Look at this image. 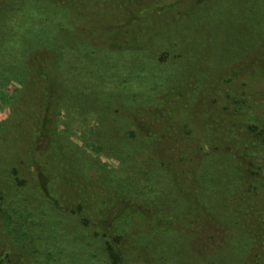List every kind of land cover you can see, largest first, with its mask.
Masks as SVG:
<instances>
[{
	"label": "rangeland",
	"instance_id": "obj_1",
	"mask_svg": "<svg viewBox=\"0 0 264 264\" xmlns=\"http://www.w3.org/2000/svg\"><path fill=\"white\" fill-rule=\"evenodd\" d=\"M50 1L47 6L43 0H0V145H4L7 151L9 148L14 150L13 156L5 154L0 157V191L7 199L6 209L16 219L17 227L19 228L20 223L28 221V231L30 223L33 224L28 231V239L20 244L16 233H13V236L17 240L7 238L4 224L6 220L0 214V264H109L105 251L107 238H104L108 226L107 222L102 220L103 210L99 201V198L105 195L102 193L105 189L99 184L95 185L92 179H87L84 175L87 182L80 172L73 170L65 173L66 177L68 176L67 181H71L68 187L71 190H56V173L65 171L64 165H61L65 159L59 158L57 163H52L49 156L43 153L49 146L47 138L37 142L36 148L41 153L36 156L42 165L52 167L53 173H47L48 178L46 176L45 180H42L39 169L29 160L27 148H30V135L25 133L22 127L24 115L35 117L36 107L33 109V102L37 99L39 102L43 98V104L46 103L50 109L47 112L50 119L48 118L46 127L49 130H57V140L68 147L71 158H80L78 169L87 175L84 167H99L102 173L111 174L114 179L110 182L113 186L111 194L120 193L117 189H121V192L127 194L135 192L136 196L138 191H144L150 196L154 194L150 191L154 188L159 193L158 196L155 195L159 203L165 202L169 209L176 210L181 207V202L173 191L172 180L168 179L171 178V173L175 175V172L170 167L166 168V164L160 167L161 162L176 161L172 160L174 156L171 146L167 143L168 137L161 143L150 145V158L158 160L155 170L144 173L139 166L122 165L119 157L126 155L122 153H130L129 155L133 156V150H141L142 142L139 138L126 139V134L131 132L129 129L133 130L138 126L131 120L123 126L119 120L120 115L130 113L128 119L139 118V121H135L139 124L142 117H152L149 113L158 104L157 101H164L172 107L170 111L166 110L162 117L163 126H156L159 132H168L170 125H175L179 119L188 116L201 133V128L212 124L213 116L209 121L211 114L207 113L205 107L208 106L210 111L216 112L214 114H222L219 122L222 121L226 125L229 123L230 129L226 126L225 131H221L218 137L220 140L225 134L226 141L236 137L237 127L257 123L264 126V94L258 93L255 87L264 82V74L262 76V73L258 72L256 77L251 76L255 68L258 71V66L262 62L264 64V57L258 56L259 51L261 52L259 44L264 43V0H187V4L185 0H154V4L149 0H141L142 8L135 16L130 12H122L123 8L117 9L114 6V2L122 5L126 0H87L86 3L85 0ZM79 3H84L83 12H76L73 16L74 22L69 19L73 22L71 24L60 14V10L52 6L69 4L78 7ZM180 7L185 9L184 15L180 14ZM172 14L173 18H170ZM157 16L169 18L164 23L166 26H156L154 17ZM170 19H174L178 25V28H171L174 40L162 42L158 27L169 30ZM153 20L155 27L147 31L146 23ZM70 27L72 30H84L82 38H85L88 44L92 43L93 47L106 43L105 46H113L112 49L117 53H109L115 58L103 57L100 66L92 53H89L93 67L91 66L90 70L79 69V63L75 70L71 68L69 72L76 78V82L69 79L65 90L57 88V95L54 94L52 99L45 100L44 87L41 89L40 86L48 80L49 73L57 72L59 57H50L41 49L51 43L53 47L62 46L68 54L80 53L69 45L68 37L64 33ZM128 30L138 42L147 37L148 45L133 42L132 45L140 51L130 53L125 42ZM110 36L114 38L115 43L108 44L107 37ZM100 47L106 50L104 46ZM199 55H202L201 60L198 59ZM240 56L251 60V73H233L232 64L234 61L239 62ZM34 59H37L39 67L30 65ZM39 60L44 65L45 61L49 63L48 73L39 75L43 70ZM197 60L199 65L193 70L192 64H196ZM141 63H146L147 69L138 71L137 77L132 79V70L137 67L136 64ZM117 64L127 71L120 69L115 76L105 74V67L114 68ZM32 69L36 71L34 75L39 79L32 78V82L26 84L27 73ZM24 70L27 71L26 76H23ZM126 79L130 82L126 83ZM250 79L253 80L251 86ZM82 83L90 84L89 91L99 93L104 101V104L94 103L91 112L87 114L82 113L77 104L80 91H84ZM237 85L249 94V98L237 106L242 105L241 113L227 112L223 108V99L227 93L225 89L228 86L236 88ZM65 91L74 99L70 100ZM110 94L117 97L111 98ZM133 94L139 99H134ZM13 96L16 97L14 100ZM250 100L252 105L258 108L254 110L249 107L247 102ZM36 116L38 117V114ZM68 141L71 143L69 146L65 144H68ZM199 143L202 146V155L210 152V145L203 136L200 137ZM101 145L106 148V152L101 150ZM163 153L170 155L162 158L160 155ZM59 154L64 156L63 150H60ZM54 157L58 158L56 155ZM73 166L75 167V164ZM201 170L202 168H198L187 173L189 182H186L185 174L182 173L175 179L179 181L178 188L181 192H190L188 195L191 203H188L191 210L196 206L191 193L202 182ZM160 171L163 173L162 177L159 176ZM211 172L215 175L214 183H225V173L218 171L217 166L212 167ZM50 177L55 181L47 182ZM108 179L110 177L106 183H109ZM259 179L256 178L258 181ZM84 180L91 187H88ZM77 182L80 183L79 186ZM259 184L261 183L257 182V185ZM95 186L99 190L94 188ZM255 195L257 193L253 192L250 199L254 204L259 202ZM137 197L139 198V193ZM132 215L136 224L133 232L128 233V239L140 234L141 239L147 237L146 245L149 246L136 251L139 257L136 259L137 264H213L206 259L207 252L213 254L215 251H212L211 246L221 242L225 244L228 237L227 231H217L215 227L216 237L213 236L211 221L206 217L201 219L197 213L175 218L174 234L165 236L149 232L155 220L151 222L139 213ZM213 237L214 241L211 242ZM24 244L27 245L28 251H18ZM124 245L125 242L120 246ZM49 249L52 251H48ZM244 249L245 247L241 250ZM241 253L243 252L240 251L239 255ZM239 262L240 257L231 255L229 262L224 264H240ZM254 262L262 264L258 259Z\"/></svg>",
	"mask_w": 264,
	"mask_h": 264
},
{
	"label": "trees",
	"instance_id": "obj_2",
	"mask_svg": "<svg viewBox=\"0 0 264 264\" xmlns=\"http://www.w3.org/2000/svg\"><path fill=\"white\" fill-rule=\"evenodd\" d=\"M43 1H46L47 6L51 3L50 0ZM88 1L85 0L84 3ZM149 1L151 4H154L156 3V1L158 2L160 0H156L155 2L154 0ZM89 2H92V0ZM184 2H186L187 4V0H185ZM84 3H79L78 7L69 4L62 5L61 7H57V5L55 4H52V6L56 10H60V14H62L66 21L71 24L74 22L73 16L76 14V12H83L82 7ZM140 3L141 0H126L125 3L122 5L120 3L116 4L114 2V6L117 9L123 8L122 12H130L132 16H135L138 11L142 8V5ZM183 6H185V4ZM179 11L181 15H184L185 9H182L180 7ZM169 17L173 18V14ZM154 18H156L154 19L156 21V26H166L164 25V23L166 20L169 19L167 16H157ZM69 19H71L73 22H71V20ZM154 20L150 23H146V25H148L147 31H149L150 28L155 27L153 26L155 25L153 24ZM170 21L171 22L169 23L172 26L168 25L169 30H163L161 27H158V35H162L160 36V40L162 42L174 40V37H172L173 31H171V28H178V25H176L174 19H170ZM199 22H197V24ZM83 32L84 30H72L71 27L64 32L68 37L69 45L75 50L80 51V53L78 54H68L65 52L62 46L53 47L51 43H47L46 47L41 49L42 51H44L43 53L50 55V57H59V65L57 67V72L54 69V74L49 73L50 77H48V80L45 81L44 84L42 83L40 86L41 89L44 87L45 100L52 99L53 95L56 94L57 88H63L65 90L67 88V83L70 81L69 79H73L76 82V78L72 76L69 71L72 69L75 70L76 66L79 63V69L84 68L86 70H90V67H93V63H91L92 57H89V53H92V55L95 57V60L99 62V66L100 61L103 57L106 56L107 58H115L113 55H109L111 51H113L115 55L117 53L112 49L113 46L111 48L110 46H105L107 45L106 43H102L100 46H104L106 50H104L100 46L93 47L92 43L88 44L87 40L85 38H82L81 34ZM165 37H168V39L166 40ZM107 41L109 42H107L108 44L115 43L114 38L111 36L107 37ZM121 42H123V40ZM125 42L130 50V53H132L133 51L139 52V48H135L132 45L133 42L147 46L148 38L146 37L145 39L141 40V42H138L136 37L133 36L132 33L128 30L127 35H125ZM259 46L261 52L258 50L257 47V50L259 51L258 56L263 58L264 43H260ZM121 47L122 44L120 48ZM137 47H139V45ZM201 58L202 55H199L198 59L201 60ZM36 60L37 59H34L30 63V65L38 66ZM45 63L46 64L44 65L39 60V64L43 67V70L39 72V75H41L43 72H49L50 65L46 61ZM69 63L71 65H68ZM192 65L194 70L195 66L199 65L198 60L196 61V64ZM232 66H234V68H231L232 71L234 70L233 73L237 72V74H240L245 71L250 72L252 63L249 58H241L240 56L239 62L234 61ZM110 67L113 68V66ZM110 67H105V74L108 76L117 75L120 69L127 71L126 68L120 66L119 64L115 65L113 69H111ZM135 67L136 68H134L131 73L132 79H134V77H137L138 71L146 70L147 64H136ZM258 69L260 70L256 71L255 68L252 73L250 72L251 76L256 77L257 75H259L258 72H260V74L262 73L261 75L263 76V62L260 66H258ZM26 73L27 71L23 73V76H26ZM34 73H36V71L33 69L32 71H29L27 73L28 81L26 82V84L31 83L32 78L35 80L39 79V77L37 75H34ZM128 81L129 80L126 79V83ZM252 81L253 80L250 79V86L252 85ZM22 83L24 84L23 81ZM81 85L84 91H80V99L78 100L77 104L80 107L82 113H90L94 106V103L97 105L104 104L102 95L94 91H89L88 86H90V84L86 85L82 83ZM255 87L258 93L261 92L262 94H264V82ZM232 88L234 87L228 86L225 89L227 93L226 97H224L223 99V108L227 112L241 113L242 105L239 107L237 106L239 104H243L246 100H248L249 94L242 91L239 85H237L234 89ZM65 94H68V98L70 100L74 99V97L71 96L68 91H65ZM109 97L116 98L117 96L114 94H110ZM132 97L134 99H139L136 94H133ZM15 98L16 97L13 96V100ZM157 103L158 104L155 106V108L153 107V111H150L149 113L152 114L151 118L145 116L140 119V122L142 124L140 122L139 124L135 122L137 120L139 121L138 115L136 116L138 119L134 117L128 119L127 116L130 113H126V115H120V119L118 117L122 125L131 120L134 121L133 123H136L138 126L134 127L133 130L129 129L131 130V132H128V134H126V139L139 138L142 142V145L140 146V151L133 150V156L129 155L130 153L127 154L124 152L122 154L126 155H121L119 157V161L122 163V165H126L128 167L132 165L139 166L141 171L144 173H147L151 170H155V164L158 162V160L150 158V150L152 149L150 145L154 146L157 142L161 143L163 139L168 137L167 143L171 146L172 155L174 156L172 160H176L174 161V163L177 164H174L172 161L167 160V163H165V161L161 162L160 167L165 166L166 164V168L170 167L171 170L173 169L172 171L175 172V175L171 173V178L168 179L172 180L171 183L173 186L172 188H174L173 191L174 193H176L177 199H180L181 203H179V205L182 208L179 206L180 208H177L176 210H171L168 208L165 202L159 203L157 197H155V195L158 196L159 193L154 188L150 190L152 193H154L150 196L147 192L138 191L139 198L137 197L138 193L137 196L135 192L127 194L124 191L121 192V189H117V191H120V193L111 194V191H113L111 190V188L113 186H111L110 182L114 181V179L111 174L102 173L99 167H84V170L86 171L87 175L84 174L80 169H78V166H80V164L78 163L80 158H71L70 150L68 149V147H66L64 143L62 144L57 140V130H49L46 127L50 119L47 112L50 111V109L46 103L43 104V98H41L39 102L38 99L33 102V109L36 107L35 117L30 118L29 115H24L25 123L23 122L22 127L25 133L30 135V148H27V151L29 152V160L33 161L34 167H37L39 169L40 178L42 180H45L47 173H53V168L49 167V165L47 164L42 165L40 162H38L36 156L37 153H41L40 150L36 148L37 142L42 140L43 138H47L49 146L44 149L43 153L49 156V159L52 161V163H57L59 161V158L65 159L63 164H61L62 166L64 165L65 171H58L56 173L57 178L54 176L56 180V185H53L55 186L56 190H71L68 189V187L71 185V181L70 179L67 181L68 176L66 177L65 173H67V171L69 172L73 170L77 173L80 172V174H82L83 176H87V179H92L95 185L99 184L100 187H103L105 189V192H102L105 193V195H102L99 198V201L100 207L103 210L101 213L102 220L104 222H107L108 226V229H105L106 235L104 236V238H107L105 251L107 253V259H109V264H137L136 259L138 257V253L136 251H141L142 249L147 248L148 245H146L145 240L146 236L141 239V236L139 234L138 236H132V238L128 239V233L130 231L132 233L135 229L136 223L133 217L134 215H132L135 213H139V215H142L144 218L148 219L151 222L155 220L156 222H153V226H150L151 229H149V232L153 231L157 234H162V236L169 235L171 233L174 234L175 218H183V216L185 215L197 213L201 219L206 217L208 221H211V234L213 236H215L214 227L217 231H227L228 235V237L225 239V244L221 242L215 245L213 244L211 246L212 251L215 252H212L213 254L207 252L206 259L208 261H211L213 264H224V262L228 263L229 257L233 255L234 257H240V264H255V259H258L260 262H262V264H264V189H261L264 188V126L257 123L256 125L250 124L245 125L244 127H237L238 134L235 135L236 137H232L231 140L226 141V135L223 133V138L218 140L220 132H224L226 126L230 129V125L229 123H227V125L226 123L223 124L222 121L219 122V118L222 117V114H214L216 113L215 111H210L209 107L205 106L207 113L211 114L208 117L209 121L211 120V116H213V118L211 121L212 124H210V126L203 127L200 129L201 133H199L197 125L193 124L192 121L189 120L190 117L188 116L179 119L175 125H170V130L168 132H159L156 129V126L158 124H163L164 120L162 117H164L166 110L170 111V108L172 106L170 105V103H166L164 101H157ZM247 104L254 110L255 108H258L252 105L251 100L248 101ZM123 108H127V106H123ZM172 109H174V107ZM127 111L128 109H126V112ZM220 112L221 111H219V113ZM212 113L214 115H212ZM37 114L38 117L36 116ZM118 114H120V112H118ZM174 114H176V111H174ZM201 136H203L210 145L211 150L210 152L206 153V155H202V146L199 143ZM65 144L68 146L71 145L69 141L68 144L66 142ZM62 147L63 149H61ZM100 148L101 150L106 152V148L104 146L101 145ZM60 150H63L64 156L62 154H59ZM126 152L128 151L126 150ZM5 154L7 156H13L14 150L9 148L7 151L4 145H0V157L5 156ZM54 155H56L58 158H55ZM168 155H170V153H163L160 156L163 158ZM74 164L75 167L73 166ZM214 166H217L218 171L225 173L226 181L223 185H220L219 182L214 183L215 175L213 172H211V168ZM198 168H202V170L200 171V179L202 182L201 184H198L197 189L194 188V190H192L191 197L196 201V206H194V209L191 210L189 206V203L191 202L189 201L188 195L190 194V192H181L178 188L179 181L175 179L177 178V176H179L178 174L182 173L185 174L186 182H189V176L187 175V173H189L191 170H198ZM160 170L163 173H166L165 171H163L162 168H160ZM43 171H45L46 173L44 174ZM161 171L159 173L160 177L163 176V173ZM85 176L84 179L88 182ZM108 177H110V179H108L109 183H106L105 181H107ZM255 177L260 178L259 181L256 180ZM46 178H48V176ZM117 179H119V176H117ZM55 180L50 177L47 182ZM257 182L261 184L257 185ZM132 183L134 182L132 181ZM22 184L25 185L24 182H22ZM79 184L80 183L77 182V186H79ZM85 184L88 187H91V185L87 184L86 182ZM94 188L97 187L95 186ZM93 190L97 191L96 189ZM155 192H157V194H155ZM253 192L257 193V195L255 196L259 200V202L256 204H254V202H250V199H252L251 194ZM83 200L85 199L83 198ZM6 205L7 199L5 195H3V193L0 191V214L6 220L4 224L8 233L7 238L12 237L16 239L13 236V233H16L18 235V242L22 244L21 241L28 239V231L31 230L33 224L30 223V225L28 226V231V221H26L25 223H20V226L18 228V223H16V219L12 216V214L9 213V210L6 209ZM57 205L58 207H61L60 204ZM82 208L83 206H81V210ZM13 212H15V210ZM201 215H203V217H201ZM213 241L214 237L211 239V242ZM123 242H125V245L124 247H121L120 245ZM244 247L245 249L241 250ZM27 249V245L24 244L21 250H17L28 251ZM239 250L243 252L240 255ZM48 251L52 250L49 249ZM128 254H131V256L129 257ZM8 257L10 256L8 255ZM9 261L12 263L11 259H9Z\"/></svg>",
	"mask_w": 264,
	"mask_h": 264
}]
</instances>
